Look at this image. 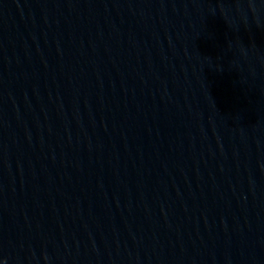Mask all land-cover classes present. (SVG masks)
<instances>
[{"label": "water", "instance_id": "water-1", "mask_svg": "<svg viewBox=\"0 0 264 264\" xmlns=\"http://www.w3.org/2000/svg\"><path fill=\"white\" fill-rule=\"evenodd\" d=\"M0 264H264V0H0Z\"/></svg>", "mask_w": 264, "mask_h": 264}]
</instances>
